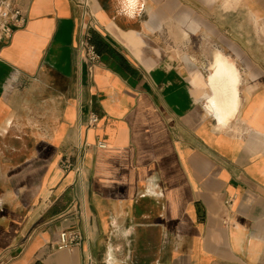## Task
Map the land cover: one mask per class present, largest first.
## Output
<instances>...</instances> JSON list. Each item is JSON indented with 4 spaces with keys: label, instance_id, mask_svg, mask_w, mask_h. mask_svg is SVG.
<instances>
[{
    "label": "crops",
    "instance_id": "0c3cea01",
    "mask_svg": "<svg viewBox=\"0 0 264 264\" xmlns=\"http://www.w3.org/2000/svg\"><path fill=\"white\" fill-rule=\"evenodd\" d=\"M221 1L91 0V76L73 0H9L0 264H264V0Z\"/></svg>",
    "mask_w": 264,
    "mask_h": 264
},
{
    "label": "built area",
    "instance_id": "2783aa9c",
    "mask_svg": "<svg viewBox=\"0 0 264 264\" xmlns=\"http://www.w3.org/2000/svg\"><path fill=\"white\" fill-rule=\"evenodd\" d=\"M73 1L81 12V23L84 27V31H82L80 35L78 49L81 56L88 61L89 72L92 76L95 69L101 63V56L98 53L97 47L92 42L90 33L91 30L97 27L96 16L92 8L91 0ZM27 22V16L19 4L15 2L11 3L9 0H0V43L4 45L9 44L15 33L26 27ZM99 121V117L96 114H92L89 119V127L92 128L97 126ZM71 167V163H66L67 170ZM85 241H88V238H86L80 230L63 231L60 233L56 249L59 251H71L76 247L83 246ZM87 258L89 264H91L93 262L91 254H88Z\"/></svg>",
    "mask_w": 264,
    "mask_h": 264
},
{
    "label": "bare ground",
    "instance_id": "6f19581e",
    "mask_svg": "<svg viewBox=\"0 0 264 264\" xmlns=\"http://www.w3.org/2000/svg\"><path fill=\"white\" fill-rule=\"evenodd\" d=\"M216 53H218L217 55H216V61H217V64L219 65V70H220V72H224V71H226V70H230V71H234V69H233V67L228 63V60L219 52V51H216ZM215 53V54H216ZM214 69V68H213ZM228 71H227V73H228ZM219 74H221V73H219ZM222 74H224V73H222ZM226 75V74H225ZM217 76H218V74H217ZM232 79V78H231ZM212 83H213V81H212ZM237 84V83H236ZM233 85V84H232ZM231 85V86H232ZM234 87V86H233ZM232 87V88H233ZM209 88H211V87H209ZM236 92V91H235ZM234 93V92H233ZM211 98V97H210ZM234 98H235V101H236V105L235 106H237L238 105V102H239V97H238V94L237 93H235L234 94ZM210 101L212 102V104L214 105V108H216L215 110L217 111V113L218 114H220V118H221V122H223V123H227L232 117H234V115H235V112H236V107H235V109H231V111L228 109V111L229 112H227V110L226 109H224V107L226 106V108L228 107V106H230V105H228V104H223V106L222 105H216L215 104V102L213 101V98H211L210 99ZM211 102H210V104H211ZM220 103V102H219ZM234 103H232L231 105H232V108L234 107V105H233ZM228 105V106H227ZM213 108V107H212ZM225 125V124H224Z\"/></svg>",
    "mask_w": 264,
    "mask_h": 264
},
{
    "label": "rangeland",
    "instance_id": "374dc122",
    "mask_svg": "<svg viewBox=\"0 0 264 264\" xmlns=\"http://www.w3.org/2000/svg\"><path fill=\"white\" fill-rule=\"evenodd\" d=\"M235 2V0H222L221 1V5L224 6L225 8L223 9V12H228V13H231L232 11H234L235 9L233 8V3ZM242 3L243 1L241 0L240 4L238 6H242ZM225 10V11H224ZM227 13V14H228ZM231 15V14H230ZM223 17L225 18H228V20H233L232 18H230L229 15H224ZM243 16H240V20L242 19ZM230 22V21H229ZM261 38H262V41H263V44H264V31L261 32ZM261 52L264 54V47L263 49L261 48ZM216 53V52H215ZM221 53V52H220ZM218 53H216L215 55H217ZM234 69V73L237 72L234 64L228 62Z\"/></svg>",
    "mask_w": 264,
    "mask_h": 264
}]
</instances>
